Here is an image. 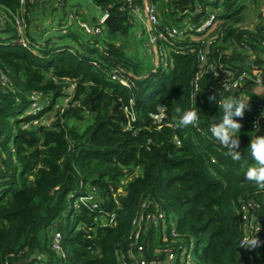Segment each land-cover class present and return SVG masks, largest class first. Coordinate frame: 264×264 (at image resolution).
I'll return each mask as SVG.
<instances>
[{
    "label": "trees",
    "instance_id": "trees-1",
    "mask_svg": "<svg viewBox=\"0 0 264 264\" xmlns=\"http://www.w3.org/2000/svg\"><path fill=\"white\" fill-rule=\"evenodd\" d=\"M259 1L247 3L256 10ZM54 2L0 0L11 19L24 17L29 46L38 45L31 50L0 39V76L6 78L0 79V264H123L131 219L142 203L162 210L167 223L170 213L177 218L178 236L172 237L168 227V241L161 243L194 240L196 264H264L261 250L253 249L249 260L239 246V203L257 200L264 216V191L245 180L255 164L248 147L253 106L245 109L237 133L240 161L226 155L208 132L223 115L208 96L215 94L217 101L237 97L221 88L223 70L239 73L258 66L264 73L261 21L252 30L242 26L244 0H191L187 7L179 0H149L162 24L178 26L187 15L196 24L212 9L218 13L205 36L191 31L172 44L159 42L170 48L168 66L144 75L123 55L119 42L104 39L99 49V36L84 37L73 22L64 34L53 30L50 35L52 25L45 22L52 20L47 19L51 12L59 14L57 24L70 13L82 17L78 9L66 10L64 0L59 6ZM93 2L123 33L137 22L131 9L143 5L142 0ZM12 31L10 24L2 29L5 36ZM196 34L201 37L194 40ZM208 37L213 41L200 70L202 41ZM248 51L256 56L249 58ZM96 58L101 62L93 63ZM113 68L129 73L130 88L109 79ZM248 84L239 92L255 97ZM34 94L46 104L31 115ZM89 97H94L93 110ZM176 108L195 109L198 125L177 128L182 113ZM94 202L109 215L93 211ZM53 233L61 236L62 253L51 247ZM150 238V233L143 238L145 249Z\"/></svg>",
    "mask_w": 264,
    "mask_h": 264
},
{
    "label": "built area",
    "instance_id": "built-area-1",
    "mask_svg": "<svg viewBox=\"0 0 264 264\" xmlns=\"http://www.w3.org/2000/svg\"><path fill=\"white\" fill-rule=\"evenodd\" d=\"M20 4L23 5L25 0H19ZM33 2V0H29ZM131 1V0H126ZM196 1V0H194ZM143 5L135 6L131 9L133 17L142 25V30L139 31V35L142 33L144 37L150 42L152 46H158L162 49L160 55L162 56V66L167 68L168 63L166 60V52L168 45L164 46L159 42H173L177 40L180 36L193 31L194 33L201 34L205 36L213 27L217 21L218 9L214 8L209 11L207 17L201 19L198 23L193 24L189 20V16H184L183 20L178 23V26H173L171 24H162L159 19V14L156 5L149 2V0H142ZM196 3V2H195ZM194 3V5H195ZM197 5V4H196ZM198 7V6H197ZM198 9V8H197ZM199 11V10H198ZM80 13V11H79ZM108 14L103 12V15L94 23H89L80 16L70 13L66 19L68 25L72 22L76 24L84 37L93 36L100 37L103 33L104 24L103 21ZM8 24L11 25L12 32L9 33L8 38L2 33V29ZM26 21L22 15H16L14 18H10L5 10L0 7V39H3L7 44H19L22 47L30 48L31 50L37 49V44L29 46V41L25 35ZM212 38L208 37L204 41L203 53L198 58L199 69H203L205 65V52H207L208 45L212 42ZM264 44V42H263ZM171 46V45H169ZM34 47V48H31ZM35 53V52H34ZM104 54V52H101ZM101 62V59L96 58L93 63ZM109 79L116 83L121 84L124 87L130 88L132 86L130 75L123 69L113 68L108 71ZM1 81H5V76L1 73ZM251 83V87L261 86L264 87V73L258 66H251L250 69L241 70L239 73L232 72L230 70H223V76L219 79L221 88L224 91L237 94V97L249 100V106H253L254 113L251 117L252 123V137L255 131L258 129V119L264 116V97H250L242 91L244 85ZM73 84H71V90ZM238 92V93H236ZM31 101L29 105L28 113L35 115L40 112L45 107V102L40 100L37 95L30 96ZM65 101H69V97L64 98ZM156 121H161L162 114L154 116ZM235 118V117H234ZM133 119V117H131ZM238 119V118H235ZM239 120V119H238ZM243 120V119H242ZM242 120L239 122L244 126ZM210 128V126H209ZM208 128V132L210 133ZM211 135V133H210ZM254 138V137H253ZM217 141V140H216ZM176 144H180V139H175ZM218 142V141H217ZM219 143V142H218ZM220 144V143H219ZM221 145V144H220ZM211 162L215 163L216 160L211 158ZM253 166H257L256 162ZM120 190V189H119ZM84 197H80V200ZM92 210L98 212L100 216L109 215L103 210L97 208V202L92 203ZM145 203H142V208H139L137 212L133 215L131 219L132 230L129 235L131 242L126 251V259L122 262L123 264H196L195 262V243L194 240L189 242H184L177 246H170L168 244L163 245L161 242H167L168 236L166 231L168 227H171L170 234L172 237L176 238L177 232L174 226H169L167 223V215L159 208H144ZM260 203L255 199H245L239 203L238 211L240 215V229L241 237L239 240V246H242V241L246 236L258 235V238L262 241L259 248L264 255V216L259 212ZM156 229L159 231V237L157 244L154 246L153 251L150 250L151 255L155 260L151 261L146 255V250L143 244V238L148 233H150V242L155 238ZM149 244V243H148ZM51 247L59 253H62L61 246V236L59 233H53L51 238ZM246 249V248H245ZM246 258L249 260L253 259L252 250L246 249ZM163 253L159 259L157 256Z\"/></svg>",
    "mask_w": 264,
    "mask_h": 264
},
{
    "label": "rangeland",
    "instance_id": "rangeland-1",
    "mask_svg": "<svg viewBox=\"0 0 264 264\" xmlns=\"http://www.w3.org/2000/svg\"><path fill=\"white\" fill-rule=\"evenodd\" d=\"M56 6H59L60 3L59 1L55 3ZM264 4V3H263ZM247 6V11L246 14L244 13L245 20L242 21V26L243 24H246V28H251L254 27V25L260 21V18L258 17L259 14L264 15L263 9L261 6H259V9L256 8L254 10L253 6L251 3H246ZM64 7L66 10H74L78 9L83 10V15L85 20L87 22L91 23L93 21L94 17H97L98 15L102 14L101 9H99L93 2V0H64ZM61 14V13H60ZM43 10L38 9L37 10V16L36 18L40 20L43 17ZM58 16L59 14L57 12H51L48 16L47 19L51 18L52 20H48L45 22L47 26L52 25L49 30H50V35H53L55 31L62 32L63 34L65 33V30L67 28H71V25H68V22H66V19L62 22L57 24L58 22ZM138 22V21H137ZM252 24L250 27L249 24ZM136 24V22H135ZM46 26V27H47ZM44 27V26H43ZM73 28H76V24L73 23ZM142 30V25L140 23H137L135 26H129L126 30V32L123 33V31L116 30V32L111 33L107 32V28L104 27L102 35L99 37V49H101L100 46H103V40L107 41H116L121 44V49L123 52V55L128 58L130 61H132L134 64H136L139 67V70L142 72V74H146L149 71H155L156 68H162V56L158 52H162V49H159L158 46H152L150 42L144 37V35L141 33L140 36L138 35L135 36L134 32ZM10 31V30H9ZM8 33V31H6ZM49 32V31H48ZM47 31H43V34H46ZM197 40L201 36L196 34L193 36ZM8 36H5L4 39H7ZM92 45V44H91ZM166 52V51H165ZM46 118V117H45ZM25 125V124H23ZM72 204H69L67 207V210L69 211L71 208ZM169 226H174L176 225L177 218L174 217L170 213L169 217ZM74 218H71L70 225H74ZM159 237V231L156 229V234L155 238L151 242V248L154 249V246L157 244Z\"/></svg>",
    "mask_w": 264,
    "mask_h": 264
},
{
    "label": "clouds",
    "instance_id": "clouds-1",
    "mask_svg": "<svg viewBox=\"0 0 264 264\" xmlns=\"http://www.w3.org/2000/svg\"><path fill=\"white\" fill-rule=\"evenodd\" d=\"M220 95L222 96V94ZM208 100L218 105L223 112L219 122L213 121L211 123L209 128L211 136L227 149L226 155L230 156L234 161H240L242 153L238 150L240 148V139L237 133L242 128L239 120L243 119L245 109L250 107L249 100L228 96L217 101L215 94L209 95ZM175 111L182 113L175 125L177 128L198 125L200 118L195 109L182 111L180 108H176ZM234 117L239 118V120ZM248 147L251 150V157L257 166L249 167L246 170L245 180L252 182L259 191H264V135L252 138ZM261 244L262 241L258 238V235L246 236L242 241V247L249 250L259 248Z\"/></svg>",
    "mask_w": 264,
    "mask_h": 264
},
{
    "label": "water",
    "instance_id": "water-1",
    "mask_svg": "<svg viewBox=\"0 0 264 264\" xmlns=\"http://www.w3.org/2000/svg\"><path fill=\"white\" fill-rule=\"evenodd\" d=\"M184 7L189 6L191 0H179ZM104 26L109 30V31H116L119 30V26L114 22V18L111 15H107L106 19L103 21ZM90 104H91V110L94 109V97H89L88 98ZM264 135V116L260 117L258 119V129L255 131L253 137L255 136H261ZM165 157V154H163ZM146 255L149 258V260L153 261L155 258L151 255L150 252V246H147L146 250Z\"/></svg>",
    "mask_w": 264,
    "mask_h": 264
},
{
    "label": "crops",
    "instance_id": "crops-1",
    "mask_svg": "<svg viewBox=\"0 0 264 264\" xmlns=\"http://www.w3.org/2000/svg\"><path fill=\"white\" fill-rule=\"evenodd\" d=\"M59 1V0H58ZM248 2V0H244V3L246 4ZM260 3L256 6V8H258L259 9V6H261V8L263 9V12H264V0H260L259 1ZM53 6H56V4H55V2H54V4H53ZM75 10V9H74ZM80 14L81 15H83V10H80ZM246 14V13H245ZM103 15V12H102V14H100V15H98L97 17H94V19H93V21H91V23H94V22H96L101 16ZM259 16V18H260V21H261V23H262V25L264 26V15L262 16V14H259L258 15ZM83 19H84V17H82ZM85 20V19H84ZM244 20H245V17H244ZM87 21V20H86ZM137 23L138 22H136V24H133L132 26H135V25H137ZM244 25V27H246L245 25L246 24H243ZM252 24L250 23L249 24V26L248 27H250ZM254 27H255V25H254ZM254 27H251V28H248V29H250V30H252V29H254ZM108 30V29H107ZM108 32H111V33H114V32H116V31H109L108 30ZM134 34H135V36L136 35H138V37H139V30L138 31H136L135 30V32H134ZM35 36V35H34ZM254 52H256V51H248V52H246L245 54H248V56H249V58H253V57H255L256 56V53H254ZM258 52H260V51H258ZM262 53H259V55H261L260 57H262V59H263V62H264V51H261ZM248 84V83H247ZM247 90H249V91H253L254 92V94H255V97H264V87H261V86H255L254 87V90L253 89H251L250 90V84H248L247 85ZM252 91H251V96L253 95V93H252ZM246 95H247V93H245Z\"/></svg>",
    "mask_w": 264,
    "mask_h": 264
}]
</instances>
